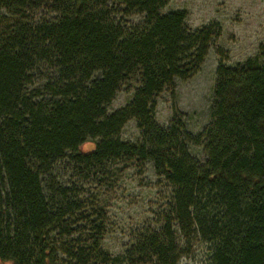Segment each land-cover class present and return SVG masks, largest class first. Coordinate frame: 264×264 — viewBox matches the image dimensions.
Here are the masks:
<instances>
[{"label": "trees", "instance_id": "16d2710c", "mask_svg": "<svg viewBox=\"0 0 264 264\" xmlns=\"http://www.w3.org/2000/svg\"><path fill=\"white\" fill-rule=\"evenodd\" d=\"M168 1L0 0V263L179 264L197 240L208 264H264V56L219 64L203 131L175 116L159 126L156 96L194 75L219 34L163 13ZM131 120L140 139L124 142ZM135 163L168 192L159 223L113 255L90 187Z\"/></svg>", "mask_w": 264, "mask_h": 264}, {"label": "rangeland", "instance_id": "374dc122", "mask_svg": "<svg viewBox=\"0 0 264 264\" xmlns=\"http://www.w3.org/2000/svg\"><path fill=\"white\" fill-rule=\"evenodd\" d=\"M175 10L187 12L189 29L211 26L212 32H219L200 69L187 80H176L172 89H164L155 98L154 117L159 126L168 127L175 116L189 132L197 134L210 122L219 64L235 67L257 54L264 56V0H169L163 13ZM130 19L136 23L139 17L134 15ZM134 88V82L122 87L110 104V111L127 105ZM140 133L136 122L131 120L122 129L120 139L137 142ZM193 154L204 157L201 148H196ZM140 165L130 164L121 179L110 181L104 188H98L96 183L90 187L97 188L102 195L108 216L103 246L113 255L130 246L142 225L154 227L159 223L157 212L163 207L168 189L151 166ZM186 250L188 255L179 264H208L207 246L203 243L196 240Z\"/></svg>", "mask_w": 264, "mask_h": 264}, {"label": "water", "instance_id": "95a60500", "mask_svg": "<svg viewBox=\"0 0 264 264\" xmlns=\"http://www.w3.org/2000/svg\"><path fill=\"white\" fill-rule=\"evenodd\" d=\"M85 147H87V146H86V144H85ZM85 147H84V148H85ZM87 148H90V146H89V147H87Z\"/></svg>", "mask_w": 264, "mask_h": 264}]
</instances>
